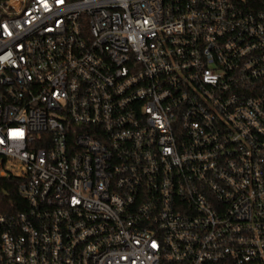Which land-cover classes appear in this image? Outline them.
<instances>
[{
  "label": "built area",
  "instance_id": "built-area-1",
  "mask_svg": "<svg viewBox=\"0 0 264 264\" xmlns=\"http://www.w3.org/2000/svg\"><path fill=\"white\" fill-rule=\"evenodd\" d=\"M5 177L0 264H264V0H0Z\"/></svg>",
  "mask_w": 264,
  "mask_h": 264
},
{
  "label": "trees",
  "instance_id": "trees-1",
  "mask_svg": "<svg viewBox=\"0 0 264 264\" xmlns=\"http://www.w3.org/2000/svg\"><path fill=\"white\" fill-rule=\"evenodd\" d=\"M20 202L17 181L11 177L0 178V213L17 209Z\"/></svg>",
  "mask_w": 264,
  "mask_h": 264
}]
</instances>
